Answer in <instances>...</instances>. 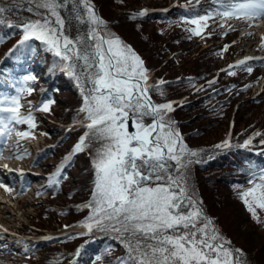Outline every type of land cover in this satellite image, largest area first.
Wrapping results in <instances>:
<instances>
[{
	"label": "trees",
	"instance_id": "1",
	"mask_svg": "<svg viewBox=\"0 0 264 264\" xmlns=\"http://www.w3.org/2000/svg\"><path fill=\"white\" fill-rule=\"evenodd\" d=\"M142 1L88 0V3L104 21L99 31L111 34L106 38H119L142 59L154 105L188 96L183 101L172 103V111L163 110L164 122H171V130L177 134L185 149L183 153L177 151V154L187 165L178 169L176 162L170 160L172 164L167 162L171 165L168 171L181 184L186 180L189 195L196 201V206H202L205 211L202 223L211 222L209 232L214 228L223 238L217 242L232 247L238 264H264V208L246 195L248 189L260 182L259 170L264 168V153L254 155L241 148L264 147L261 142L264 140L263 113L249 116L247 112L263 105V97L253 95L249 85L242 82L241 77L247 69L238 68L234 71L238 74L224 80L229 70L223 71L219 58L223 56L229 40L225 44L212 42L203 48V43L210 38L202 40L199 37L208 33V24L202 22L197 29L200 34L196 35L192 29L197 25L191 20L204 15L178 8L167 12L160 10V7L169 6L170 0ZM36 3L37 0H0V7L8 10L25 8L30 15L28 21L0 17L3 21L0 23V60L5 52H9V57L0 67V80L13 73L28 74L34 91H26L27 106L37 105L44 111L43 105L48 104L49 110L44 111L49 124L44 130L47 138H44L43 149L48 151V158L60 160L89 131L86 113L80 110L85 103L83 97L92 85L87 81V72L81 71L86 68L83 60H79L75 74H70L68 65L78 61H67L63 65L60 57L44 41L30 37L23 44H17L25 34L23 26L29 21L42 19L36 14ZM29 8L34 11H29ZM142 10L146 11V15H138ZM38 11L48 14L43 8ZM85 12L88 18L86 7ZM59 15L63 19L60 12ZM51 19L54 21L55 17ZM88 23L90 34V30L97 26L89 20ZM71 40L80 50L79 39ZM90 42L94 45L97 41L91 39ZM35 59L39 61L35 65L37 70L33 71L31 67ZM216 73V82L210 83V78ZM50 104L56 108L52 109ZM231 118L233 126L228 138L217 136L220 123L225 122L229 126ZM26 119L28 117L24 118V122ZM151 121V116L143 118L145 125ZM50 138L53 140H48ZM245 141L249 143L245 144ZM85 143L89 146L75 152L57 170L61 176L56 177H64L65 183L60 188L53 187L46 198L36 201L37 214L31 217V224L37 230L23 226L24 233L58 230L64 225L84 228L93 222L89 218L93 215L94 205H88L93 200L95 186L93 158L100 144L90 138H86ZM190 152H195V155H190ZM48 158L42 164L45 171L52 169ZM252 172L256 173L255 177L250 175ZM162 174L167 178L168 172ZM182 176L184 179H181ZM22 241L26 248L35 251L27 264H67L72 257V264H132L129 256L138 257L129 249V244L136 246L137 239L114 232L111 228L99 230L93 226L91 231H68L52 245L27 239ZM237 249L240 251L236 252Z\"/></svg>",
	"mask_w": 264,
	"mask_h": 264
},
{
	"label": "snow or ice",
	"instance_id": "2",
	"mask_svg": "<svg viewBox=\"0 0 264 264\" xmlns=\"http://www.w3.org/2000/svg\"><path fill=\"white\" fill-rule=\"evenodd\" d=\"M79 2L87 8L89 22L97 26L89 34V39L97 42L91 45L85 40L83 53L64 35L65 21L58 12V8L64 5L58 0H37L36 14L42 19L26 23L23 26L25 34L17 44L35 37L47 43L50 50L63 60L85 62L86 68L81 71L87 72V81L92 87L83 97L85 103L80 111L86 113L89 131L80 137L72 153L83 151L89 146L85 143L86 138L100 144L93 158L95 186L93 200L88 205H94L93 215L89 218L93 222L86 227L89 231L93 226L99 230L111 228L114 232L137 239L135 247L129 244L130 251L138 254V257L129 256L132 264H238L233 250L217 242L223 238L216 230L213 228L209 232L211 222L202 223V209L196 206V201L189 195L186 180L181 184L168 171L171 167L168 160L175 161L178 169L187 167L177 154V151H185L183 145L171 130V122H164L163 110L172 111L171 102L159 105L152 103L147 96L148 73L143 68L142 59L119 38H106L111 34L99 31L104 21L95 14L88 0ZM214 2L219 3L216 12L223 17L246 21L264 18V0ZM40 8L46 9L48 14L40 13ZM7 10L0 7V13ZM28 10L34 11L33 8ZM138 15H146V11L142 10ZM51 17H55V20ZM205 20V16L191 20L192 24L197 25V28L192 29L193 34H200L197 29ZM0 23L3 21L0 20ZM251 59L246 58L237 65L229 66V74L231 68L242 66L251 72L252 68L247 64ZM76 67V63L68 65L70 74H75ZM2 102L18 107L15 96L5 97ZM43 110H49L48 104L43 105ZM0 112L11 113L10 116L0 117V133L8 127L5 121L24 123L16 107H0ZM147 116L153 117L150 125L143 123V118ZM28 119L31 120L30 115ZM129 120L135 132H129ZM261 142L264 143V140ZM223 143L227 145V141ZM247 143L249 141H245ZM189 154L195 155V152ZM164 172H168L167 178L162 174ZM54 175L60 177L61 173L57 171ZM250 175L255 177L256 173ZM259 175L260 182L248 189L246 195L264 208V168L259 170ZM181 179H184L183 176ZM58 182L52 180L51 184L56 185ZM245 203L248 204V200ZM249 210L255 215L251 207Z\"/></svg>",
	"mask_w": 264,
	"mask_h": 264
},
{
	"label": "rangeland",
	"instance_id": "3",
	"mask_svg": "<svg viewBox=\"0 0 264 264\" xmlns=\"http://www.w3.org/2000/svg\"><path fill=\"white\" fill-rule=\"evenodd\" d=\"M146 3L147 1L144 0L142 1V3ZM58 3H62L64 6L59 8V12L63 17V20L65 21V32L64 34H67L71 39L75 40L76 38H79V45H80V51L81 53H83L84 51V41L87 40L88 44H91V39H89V23H88V18L85 12V5L81 4L79 2V0H67V2L65 3V0H58ZM7 17V18H11L13 20H17V21H28L30 20V15L27 12V9L25 8H11L10 10L5 11L4 13H0V17ZM79 17V19L77 18ZM215 19V18H214ZM220 22H215L213 24L210 25V29L213 30V36L219 35L222 32L226 31L227 29H229L230 26L235 25V23L233 22V20H231L230 22H225V24L222 27H218V24ZM244 22L239 20V26H238V32H235L236 34L234 35L233 39L231 40V44H232V48L230 50V58L235 55L234 57L236 58V61L240 58V56H244V55H251L256 57L259 54V51H257L258 49L262 48L260 47V45L262 44L261 42V38L262 37H258V35L264 34V27L263 28H256L254 29V35L250 34L247 35V37L244 34V30L242 27V24ZM227 33H230V31H228ZM222 41V39H219L218 42ZM93 45V44H91ZM208 44L203 45V48H205V46H207ZM225 52V51H224ZM228 52L225 54H223L222 57V61L223 63H227L228 59H229V54ZM221 57L219 58L221 60ZM235 61V62H236ZM77 65H79V61L77 62ZM252 71L251 72H246L243 73L242 75V80L244 82H249L251 81H255L257 78H259L260 74L262 73L264 75V64L263 63H253L251 65ZM83 69V68H82ZM238 74V72H231V74H229L228 72V77L230 78L231 75H235ZM227 77V76H226ZM224 77V80H227L228 78ZM264 80L262 79V77L259 78V81L257 82V84H255V86H253V89H250L254 94H257L260 90L261 84ZM27 84V83H25ZM23 87V86H22ZM248 95H246L245 97H247ZM18 99V96H17ZM30 99V98H29ZM19 100V99H18ZM264 101V100H263ZM8 106H11L12 104L9 103H5ZM2 105V104H1ZM14 106V105H13ZM52 106V105H51ZM16 107V105L14 106ZM56 108L55 105L52 106V109ZM38 112V111H37ZM248 115L250 116L251 114H255V115H259L263 113V117H264V104L259 106V107H253L251 110L247 111ZM8 113V115H11L10 112H6ZM38 118H41L43 120V118L41 117V113H36ZM37 119V118H36ZM49 118L48 116L44 118V122L42 126V129L39 131L40 133V137L37 135V137H33V141H31V145H29L28 147L30 148L29 150H27L26 156L23 158H17V159H10L8 160V164H11L14 166L15 170H18V168H22L21 166H18L19 164L24 165L23 171L27 172L30 171L32 173V176H34V180H35V184L36 185H43L46 183V179L49 177V175L45 174V172L43 171L42 173V168H43V161L48 158V151L41 148L40 144L42 141H44L46 143V141L44 140V138H47L44 135V130H46L48 128V124H49ZM225 123V122H224ZM223 122L220 123L221 125L219 126L218 131L216 132L217 136H221L224 137V135H227V126L226 124H224ZM48 140H53V138H50ZM37 142H40L39 144ZM48 163H58L56 161L55 158L49 157L47 159ZM7 163V161H6ZM6 163L5 162H1V166L2 167H6ZM19 171H21V169H19ZM5 172V171H4ZM11 175V173H10ZM14 178V181L11 182H2L0 183V194H2V191L5 190L6 193H13L15 192V189L17 188V184L19 182V178H23L22 175L18 176L13 173L11 175ZM64 177H61V184H64ZM6 186V187H5ZM36 191L34 189H32V187L29 186L28 190L24 191L21 195H18V201L14 202V201H9V204L7 206L4 205H0V220L1 222H3L5 224V226L7 228L10 229H14L16 231L18 230V227L20 226V224H26L29 225L30 222L32 223V219L31 217H34L37 213V206H36V201L38 200V198H40L39 196L35 195ZM0 199H1V195H0ZM8 200V199H7ZM4 206V207H2ZM12 206V208H11ZM15 238V237H13ZM5 250H0V264H9V263H13V264H23L27 261V257L26 255L24 256V253H22L21 251L18 250V246L13 242L10 244H4V246H2ZM23 251V250H22ZM10 255L16 257L17 259H11ZM9 259H6L8 258ZM2 258V260H1ZM5 258V259H4Z\"/></svg>",
	"mask_w": 264,
	"mask_h": 264
},
{
	"label": "bare ground",
	"instance_id": "4",
	"mask_svg": "<svg viewBox=\"0 0 264 264\" xmlns=\"http://www.w3.org/2000/svg\"><path fill=\"white\" fill-rule=\"evenodd\" d=\"M263 86H264V84H263ZM0 164H1V162H0ZM18 166H21L22 168H24V165H22V164H19L18 163ZM5 170V172L7 171V169H6V167H2L1 165H0V171H4ZM28 174H26V176H27ZM12 177V176H11ZM28 177V176H27ZM14 178L12 177V180H13ZM9 182V181H8ZM1 193V192H0ZM1 195V194H0ZM9 200L7 201V199H4V200H1L0 199V205H4V206H7L9 203ZM4 206H2V207H4ZM9 206H10V204H9ZM11 208H12V206H11ZM4 242H6V240L4 239Z\"/></svg>",
	"mask_w": 264,
	"mask_h": 264
},
{
	"label": "water",
	"instance_id": "5",
	"mask_svg": "<svg viewBox=\"0 0 264 264\" xmlns=\"http://www.w3.org/2000/svg\"><path fill=\"white\" fill-rule=\"evenodd\" d=\"M141 83H143V81H141ZM147 96L151 99V96L148 94V91H147ZM127 127H128V129H129L130 132H132L134 130V127L132 125V121L131 120L128 121ZM199 208L202 209V212L203 213L205 212V211H203L202 206H199ZM225 246H228L230 249H232L230 245H225Z\"/></svg>",
	"mask_w": 264,
	"mask_h": 264
}]
</instances>
